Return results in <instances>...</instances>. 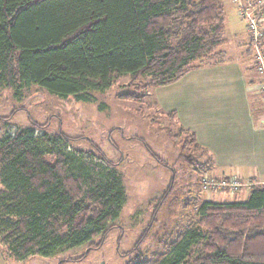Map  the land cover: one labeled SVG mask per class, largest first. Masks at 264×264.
<instances>
[{
	"label": "trees",
	"instance_id": "16d2710c",
	"mask_svg": "<svg viewBox=\"0 0 264 264\" xmlns=\"http://www.w3.org/2000/svg\"><path fill=\"white\" fill-rule=\"evenodd\" d=\"M223 29L222 0H0V87L17 99L37 86L80 101L128 75L130 92L118 98L142 102L211 58ZM10 118L0 116V124ZM30 125L0 140V245L16 262L83 245L86 256L103 245L124 201L114 163L97 147V158L111 168L106 174L79 154L52 149L48 161L44 145L72 139L59 132L53 143L45 133L37 140L47 123ZM197 217L167 264H264V186L253 187L244 202L203 201ZM198 244L203 254L193 257Z\"/></svg>",
	"mask_w": 264,
	"mask_h": 264
},
{
	"label": "rangeland",
	"instance_id": "374dc122",
	"mask_svg": "<svg viewBox=\"0 0 264 264\" xmlns=\"http://www.w3.org/2000/svg\"><path fill=\"white\" fill-rule=\"evenodd\" d=\"M129 81L124 75L107 91L90 92L88 100L80 101L59 98L37 86L24 89L17 99L13 91L0 87V116L11 117L0 124V140L29 131L30 121L47 123L46 129L37 131V140L45 133L53 143L59 132L72 139L66 144L55 141L56 148L44 145L48 161L54 160L52 149L79 154L78 159L104 174L112 168L124 190L118 219L110 224L113 229L101 247L86 256L88 245L64 249L51 257L34 256L28 264H167L180 237L195 228L205 195L218 202L219 191L207 193L202 188L204 179H214L203 173L202 152L187 142L188 134L180 133L175 121L159 111L154 102L156 88L142 102L118 98L130 92ZM94 147L114 166L101 162ZM168 189L153 221L154 210ZM199 245L191 247L193 257L203 254Z\"/></svg>",
	"mask_w": 264,
	"mask_h": 264
},
{
	"label": "crops",
	"instance_id": "0c3cea01",
	"mask_svg": "<svg viewBox=\"0 0 264 264\" xmlns=\"http://www.w3.org/2000/svg\"><path fill=\"white\" fill-rule=\"evenodd\" d=\"M222 7V45L199 68L156 88L154 102L163 115H174L178 127L194 136L196 148L202 152L199 164L203 173L217 181L237 179L246 185L234 193L218 192V202H244L253 187L264 186L260 80L246 21L232 0H222ZM205 196L203 201H210ZM31 258L16 262L0 245V264H28Z\"/></svg>",
	"mask_w": 264,
	"mask_h": 264
},
{
	"label": "built area",
	"instance_id": "2783aa9c",
	"mask_svg": "<svg viewBox=\"0 0 264 264\" xmlns=\"http://www.w3.org/2000/svg\"><path fill=\"white\" fill-rule=\"evenodd\" d=\"M232 3L236 7L238 15L247 23L246 31L253 52L254 67L260 80V88L257 94L260 95L263 105L260 118L264 124V0H232ZM242 186L246 185H243L237 179L225 181L204 179L202 184L203 190L207 193L214 190L234 193Z\"/></svg>",
	"mask_w": 264,
	"mask_h": 264
}]
</instances>
